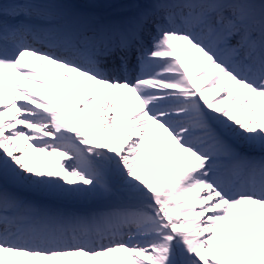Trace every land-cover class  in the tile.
<instances>
[{
    "label": "snow or ice",
    "instance_id": "1",
    "mask_svg": "<svg viewBox=\"0 0 264 264\" xmlns=\"http://www.w3.org/2000/svg\"><path fill=\"white\" fill-rule=\"evenodd\" d=\"M0 264H264V0H0Z\"/></svg>",
    "mask_w": 264,
    "mask_h": 264
},
{
    "label": "bare ground",
    "instance_id": "2",
    "mask_svg": "<svg viewBox=\"0 0 264 264\" xmlns=\"http://www.w3.org/2000/svg\"><path fill=\"white\" fill-rule=\"evenodd\" d=\"M194 75H195V73H193ZM207 78H205V80H206ZM205 81H199V83H204ZM213 96H214V93H212V92H210L209 93V98H213ZM21 143V147L23 148V142H20ZM28 155L30 156V157H32V158H35V156L37 155V154H35V153H33L32 152V149H28ZM36 162L37 163H44V161H41V160H36Z\"/></svg>",
    "mask_w": 264,
    "mask_h": 264
}]
</instances>
